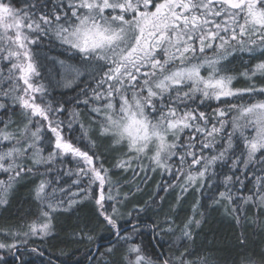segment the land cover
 Masks as SVG:
<instances>
[{"label": "snow or ice", "instance_id": "snow-or-ice-1", "mask_svg": "<svg viewBox=\"0 0 264 264\" xmlns=\"http://www.w3.org/2000/svg\"><path fill=\"white\" fill-rule=\"evenodd\" d=\"M45 38L70 54L50 58L58 74L48 68L42 76ZM235 52L264 57V0H0V208L18 183L40 178L32 190L35 218L9 230L12 242L0 249L18 251L31 237L51 236L54 215L85 200L112 232L96 248L103 264H216L210 255L191 258L195 230L211 208H223L241 229L245 249L248 226L264 232V85L255 82L264 79V59L239 74L249 86L236 88L239 77L223 66ZM80 84L75 102L93 114L88 126L78 107L65 106L70 101L48 98L50 88ZM97 140L122 150L114 168L139 175L145 169L132 164L147 159L152 172L167 175L156 196L163 201L159 191L178 188L173 211L189 190L206 185L207 202L198 199L180 224L165 216L142 226L138 214L159 207L153 197L122 227L120 205L132 193L120 192ZM65 177L71 184L58 187ZM73 235L94 239L83 229ZM161 241L167 254L152 251ZM238 264L257 262L244 255Z\"/></svg>", "mask_w": 264, "mask_h": 264}, {"label": "trees", "instance_id": "trees-1", "mask_svg": "<svg viewBox=\"0 0 264 264\" xmlns=\"http://www.w3.org/2000/svg\"><path fill=\"white\" fill-rule=\"evenodd\" d=\"M42 52L46 57L44 60L48 59L49 62H51L50 58L68 60L70 55L65 52L63 47L59 46L58 42H49L47 38L44 39ZM255 55L256 59H252L247 53L235 52L231 53L227 60L223 62L224 68L230 70V74L239 77L233 82L234 87L244 88L249 86L250 82L240 77L239 74L246 68L251 67L258 59H264L259 53ZM53 67L54 73L58 65L53 64ZM41 71L42 76H44L45 71ZM43 82L49 83L46 79ZM255 82L257 86L264 85V79H257ZM82 86L80 84L72 88H50L51 95L48 98L60 102L70 101L65 106L70 110L78 107L81 112V122L88 126L93 119V114L83 104L77 105L75 102L76 98L82 99L79 96V88ZM213 105L217 106L215 102L212 103V107H214ZM13 118L20 120L19 113ZM60 118L66 119V115ZM73 127L78 129L76 124ZM73 135H78V131L73 133ZM93 138H95V134H93ZM109 143L107 140H97L95 151L103 157L104 167L110 170L111 178L114 181H119L120 192L122 194L132 193L120 205L121 219L119 223L122 227L130 226L128 223L131 221L128 216L129 212H133V215L136 216L135 209L145 206V202H149L153 197L157 199L159 207L150 205L147 211L138 214L137 219L142 226L163 220L165 216H173L177 224H180L192 214V205L198 199L202 203L207 202L210 189L206 185L198 193L195 192L194 194V190L186 193L181 204L173 211L178 194L176 189H170L168 193L159 191V196L165 197L163 201H159L158 196H156L158 192L157 185L169 181L170 178L167 175L158 177L157 173L152 172L147 177V180H139L140 173L134 178L132 177V170L124 174H122L123 172L120 169L114 170L113 165L116 164L117 156L122 150L112 151L109 148ZM72 166L74 167V165ZM217 168L220 167L218 166ZM40 171H44V169L41 168ZM39 179V177H27L22 180L10 194L8 205L0 208V240L10 241L12 238L8 236L9 230L19 229L22 224L35 218L38 205L33 198L32 190ZM64 179L65 184H60L58 187H65L67 184H71L69 178L65 177ZM71 191H76V188L72 187ZM67 196V193H56L58 199H67ZM248 215L249 217L253 216V210H249ZM52 223L53 232L51 236L45 238L39 236L31 237L26 247L18 245L19 250H16L12 257L8 256L0 260V264H21V261H23V264H49V262L51 264H97L98 261L103 264L99 253L97 251L94 252V249L97 243L103 244L111 240L112 232L102 218L97 219L93 202L85 200L83 204L75 206L74 209L56 213ZM81 229L85 233L92 235L94 239L90 242L87 239H81L78 235H73V232L79 233ZM244 231L248 238V245L242 250L238 243L241 229L224 214L223 208L208 209L201 227L195 230V244L191 245L193 250V257L191 258L210 255L216 264H238L242 256L250 255L258 264H261V258L264 256V232L256 229L255 225L248 226ZM145 232H150V229H145ZM148 238L145 235V239L147 240ZM174 239L175 236H164V240ZM161 245L162 247L152 251H160L167 254L168 245L164 244L163 241H161ZM33 248L38 249V251H32ZM103 250V248H100L101 252ZM40 252L43 255H40Z\"/></svg>", "mask_w": 264, "mask_h": 264}, {"label": "rangeland", "instance_id": "rangeland-1", "mask_svg": "<svg viewBox=\"0 0 264 264\" xmlns=\"http://www.w3.org/2000/svg\"><path fill=\"white\" fill-rule=\"evenodd\" d=\"M47 60V61H46ZM46 60H43V63H44V65H45V68H43L42 70H44L45 72H44V76H46L47 75V69L48 68H52L53 70H54V67H53V64L51 63V62H49V60L48 59H46ZM58 72H59V66L57 67V70H55V72H54V74H58ZM56 78H58V75H56ZM47 80V79H46ZM56 88H58V89H62V88H60V87H56ZM237 88V87H236ZM242 88V87H241ZM64 89V88H63ZM232 102H235V101H232ZM214 107L213 108H215L216 106L215 105H213ZM221 106H223V105H221ZM203 110V109H202ZM139 164V166L140 167H143L144 169H145V171H142V172H140V175H139V177H138V179L140 180V179H145V175L148 177L151 173H152V171L149 169V165H150V161L149 160H147V159H143V160H141V161H139V162H133V164H132V168L133 169H137V171H139V168L137 167V165ZM116 168H114V170H115ZM128 171H131V169L130 170H128ZM128 171H122L123 173L122 174H124V173H126V172H128ZM216 171H217V175H215V176H212V181L213 182H215V183H219L221 180H222V176L221 175H219V173H220V168H217L216 169ZM155 173H157V176L158 177H161L162 175L160 174V172L159 171H157V172H155ZM109 174H111L110 172H109ZM210 175H211V173H210ZM137 175H134V172H133V174H132V177H136ZM132 181V180H131ZM143 181H145V180H143ZM189 191H193V190H189ZM200 191V190H199ZM199 191H194V194H195V192H199ZM176 192L177 193H179V189L177 188L176 189ZM250 217H252V216H250ZM261 219H264V215H262L261 216ZM0 242H5V243H11L12 242V239L10 240V241H5V240H0ZM16 250H12V251H9L8 249H0V260H3L4 258H6V257H12L15 253ZM257 262V261H256ZM257 264H258V262H257Z\"/></svg>", "mask_w": 264, "mask_h": 264}, {"label": "water", "instance_id": "water-1", "mask_svg": "<svg viewBox=\"0 0 264 264\" xmlns=\"http://www.w3.org/2000/svg\"><path fill=\"white\" fill-rule=\"evenodd\" d=\"M99 244H100V243H97V244H96V247H95V249H94V252L96 251V248H97V246H98Z\"/></svg>", "mask_w": 264, "mask_h": 264}]
</instances>
